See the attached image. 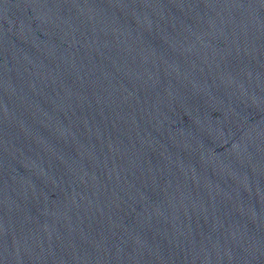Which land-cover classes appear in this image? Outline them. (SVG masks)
<instances>
[{
    "label": "water",
    "instance_id": "95a60500",
    "mask_svg": "<svg viewBox=\"0 0 264 264\" xmlns=\"http://www.w3.org/2000/svg\"><path fill=\"white\" fill-rule=\"evenodd\" d=\"M0 264H264V0H0Z\"/></svg>",
    "mask_w": 264,
    "mask_h": 264
}]
</instances>
